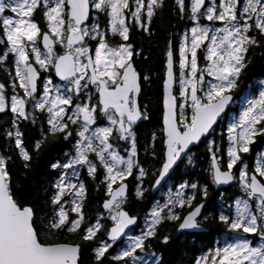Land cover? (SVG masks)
<instances>
[{"label":"snow or ice","instance_id":"1","mask_svg":"<svg viewBox=\"0 0 264 264\" xmlns=\"http://www.w3.org/2000/svg\"><path fill=\"white\" fill-rule=\"evenodd\" d=\"M257 49L264 0H0V264H170L213 226L190 264H264V78L240 88ZM201 145L203 181L174 179Z\"/></svg>","mask_w":264,"mask_h":264},{"label":"flooded vegetation","instance_id":"2","mask_svg":"<svg viewBox=\"0 0 264 264\" xmlns=\"http://www.w3.org/2000/svg\"><path fill=\"white\" fill-rule=\"evenodd\" d=\"M248 70H250V73L244 76H242L241 78V82H240V88L244 89L246 85H248L249 83L252 82V80L256 77L261 76L260 78H264V56H261V51L259 49H257V54L254 56L253 58V62L252 64L249 66ZM145 123V122H143ZM141 125V124H140ZM156 131L155 129L151 130L149 132V139H150V134L151 132ZM264 146V141H258L257 143H255L254 145H252V152L255 153L258 149L263 148ZM160 145L157 144V151H159ZM203 145L200 146V149L197 150L198 152V156L201 157L200 160H198L197 165L194 167L193 166H189L188 169L184 168V165L181 164L180 168L177 169V172L174 174V179H178L180 176H182L186 171L190 172V176H184V178H199L201 179V181H203L204 179V173H203V168L206 166L207 164V159L206 157H204L203 155ZM252 163V158H249V164L251 165ZM218 191H224L226 195H231L232 193V189L228 188V187H222L219 190L213 189L210 187V199L213 203V205L216 202L217 196H218ZM147 200V207L144 210H141L140 207L141 204L143 203V201ZM153 200V194L151 189H149V191L145 194V197L142 201H132L131 204V208L134 204H138L139 206L133 210L134 214H137L138 216H141L145 211H147V209L150 206L151 201ZM171 226L166 229V230H170ZM222 230L218 229L217 227L213 226L210 229H206L204 230V232L200 235H198L196 237V241L195 244L192 243V239L191 238H186V239H178L176 240V247L178 248H182V252H184V248L188 247L191 249V251H193L191 254H187L186 257H184L181 261L177 260V261H170V264H190V258L193 257L194 255L198 254L199 248L202 245H207V246H212V244L214 243L215 240L217 239H221V233ZM154 243V242H153ZM193 246V247H192ZM154 247V244H153ZM155 248V247H154ZM160 250V249H159ZM160 251H164L163 249H161ZM186 252V251H185ZM185 256V254H184Z\"/></svg>","mask_w":264,"mask_h":264},{"label":"trees","instance_id":"3","mask_svg":"<svg viewBox=\"0 0 264 264\" xmlns=\"http://www.w3.org/2000/svg\"><path fill=\"white\" fill-rule=\"evenodd\" d=\"M163 35H164L163 32L159 33L160 47H156V42H153L152 45L150 46V54L148 55L147 60L144 62V67L157 73V76L163 75V71H162ZM145 46L146 47L148 46L147 43H145ZM261 56H264V55H261ZM249 73H250V70H247V74ZM161 97H162V80L158 78H153L151 84L148 85L145 89L144 99L142 101L143 103H147L149 105L150 109L152 110V114L148 121L140 125L139 136H140L141 144H144L149 140V132L151 130L153 129H155L156 131L158 130V126L160 124ZM58 150H59L58 146H54L53 150H51L48 154L42 157L41 164L43 165L52 156L56 155ZM138 206H139L138 204H134L132 206V211L135 210ZM141 206H142L140 207L141 210H144L147 207V200L143 201ZM169 227L170 226H168V228ZM153 244H154V247L156 248L157 247L156 243L154 242ZM175 245L176 243H174L170 249H168L167 251H164V255L169 261H177V260L181 261L184 257L187 256V255L184 256L185 253L191 254L193 252L188 247L184 248V252H182V248L181 247L178 248Z\"/></svg>","mask_w":264,"mask_h":264},{"label":"rangeland","instance_id":"4","mask_svg":"<svg viewBox=\"0 0 264 264\" xmlns=\"http://www.w3.org/2000/svg\"><path fill=\"white\" fill-rule=\"evenodd\" d=\"M260 77H261V76L254 78V79L252 80V82H256V81H258L259 79H261ZM0 78H2V76H0ZM263 148H264V146H263ZM165 190H166V189H165ZM220 237H221V236H220ZM221 238H222V237H221Z\"/></svg>","mask_w":264,"mask_h":264}]
</instances>
